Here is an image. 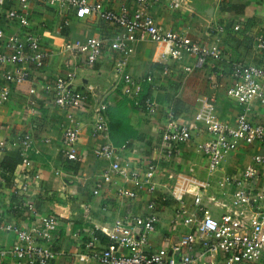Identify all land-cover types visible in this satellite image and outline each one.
<instances>
[{
    "label": "crops",
    "instance_id": "obj_1",
    "mask_svg": "<svg viewBox=\"0 0 264 264\" xmlns=\"http://www.w3.org/2000/svg\"><path fill=\"white\" fill-rule=\"evenodd\" d=\"M87 1L90 4L101 3L105 9L114 11L124 5L132 7L135 3V0ZM0 7L3 15L11 10L25 14L31 29L40 38L42 48L52 53L43 69L28 68L30 76L21 85L6 83L0 70V93L4 88L9 89L7 100L0 106V141L15 143L26 133L33 135L37 153L31 155V161L39 179L32 181L27 197L22 200L31 203L40 215L54 214L58 217L60 225L53 243L56 253L53 264H98L93 258L80 262L79 256L86 253V245L91 243L96 249L104 248L109 243L107 235L111 233L116 218L125 214L145 216L151 202L156 205L158 225L149 240L150 250L178 241L179 233L187 230L181 229L176 222V211L182 205L189 209L197 192L207 199L214 195L212 188L202 187L209 179L207 160L196 149L198 143L209 137L206 134L194 136L180 148L176 159L168 161L161 142L166 114L171 112L176 118L190 122L201 101L207 100L212 102L221 122L235 123L240 107L226 95L229 75L238 64L264 67V50L258 46V40L264 39V0H190L188 7L179 11H171L164 5L151 10L161 31L185 36L207 46L213 44L214 35L220 41V56L213 67L206 65L190 74L184 73L182 68L191 66L193 58L186 57L180 64L170 62L165 60L166 46L150 42L135 44L126 72L133 78L152 77L153 90L149 97L157 111L154 116L133 108L121 96L116 87L118 79L112 73L110 53L105 51L96 65L87 67L79 58L64 51L67 42L90 38L109 40L118 29L98 19H77L72 13L60 16L55 5L39 0H27L24 4L20 0H0ZM2 17L0 29L9 33L18 31ZM219 27L223 28L221 33L217 32ZM165 66L170 68L167 75L162 74ZM8 69L11 70L10 67ZM67 70L75 73L73 86L90 93L88 105L83 109L62 110L53 103L51 85ZM31 88L36 90L33 96L28 92ZM30 98L38 104L35 115L27 111ZM99 99L107 104L109 123L114 117L122 124L128 122L132 131L137 132L127 139L123 134L119 136L120 146L117 147L126 145L121 151L123 163L139 170H144L149 163L157 166L154 193L143 192L136 201L122 203L107 194L92 196L95 182L109 168V161L94 154L102 141L91 136L93 108ZM249 118L255 123H264V105L254 101ZM75 122L81 126L77 149L82 161L66 163L60 153L62 127ZM46 139L48 144L44 143ZM7 153L18 151L9 149L0 156V163ZM257 156L264 157V144L241 145L220 165L214 180L241 174ZM58 170L70 177L73 183L64 185L63 177L54 174ZM20 172L17 167L10 181ZM10 181H4L0 176V212L7 213L5 215L10 222L27 228L30 219L26 213L9 212L15 201ZM116 183L124 184L121 179H116ZM204 202L208 203L207 200ZM208 204L214 216L221 215L222 210L212 202ZM14 242L12 234L0 233V249L10 248ZM122 253L126 251L122 250ZM2 264L17 263L9 258ZM254 264H264V261Z\"/></svg>",
    "mask_w": 264,
    "mask_h": 264
},
{
    "label": "built area",
    "instance_id": "obj_2",
    "mask_svg": "<svg viewBox=\"0 0 264 264\" xmlns=\"http://www.w3.org/2000/svg\"><path fill=\"white\" fill-rule=\"evenodd\" d=\"M26 1L20 0V3ZM39 1L55 5L60 16L72 13L77 19H98L118 29L109 40L90 38L67 42L64 51L79 58L87 67L96 65L105 51L110 53L112 73L118 79L116 87L121 96L133 108L151 116L157 112L155 105L150 97L144 99L142 96L145 86L153 90L152 77L133 78L126 72L135 44L150 42L166 46L165 60L170 62L180 64L186 57L193 58L191 66L182 68L187 74L202 70L205 65L213 67L220 56V41L216 35L212 45H202L188 37L161 31L151 15V10L157 5L179 11L188 7L190 0H135L134 6L124 5L117 11L107 10L101 3L90 4L87 0ZM1 16L18 29L11 33L0 29L2 78L8 84L21 85L30 76L28 68L43 69L52 53L42 48L40 38L31 29L25 14L11 10L3 15L0 7ZM222 31L223 28L219 27L217 32ZM258 46L264 50V39L258 40ZM169 71L170 68L165 66L162 74L167 75ZM74 79L75 73L71 70L55 78L50 94L56 107L71 110L88 105L90 93L76 89ZM229 79L226 95L240 107L233 125L221 122L212 102L207 100L201 101L190 122L176 118L171 112L166 114L161 142L168 161L176 159L180 148L194 136L206 134L209 137L198 143L196 149L207 160L209 179L202 187L212 188L214 195L207 199L197 192L189 209L182 205L176 211V222L187 231L179 233L178 241L150 250L149 240L158 225L156 205L151 202L145 216L125 214L116 218L111 233L107 235V246L96 249L91 243L87 244L86 253L79 256L80 262L89 258L98 264H254L264 261V157H254L252 164L239 175H225L214 180L220 165L241 145L264 144V123H255L249 118L254 101L264 105V67L238 64L232 68ZM28 92L33 96L36 90L31 88ZM8 96L9 89H2L0 106ZM37 108V101L30 98L27 111L35 115ZM107 108L100 99L93 108L91 136L102 141L94 154L109 161V168L95 182L92 196L107 194L120 203L133 202L143 192L154 193L157 166L149 163L144 170H139L123 163L121 151L126 145L116 147L112 144ZM80 134L81 126L77 122L62 127L60 153L66 163L82 161L77 149ZM48 142L44 140L45 144ZM11 148L18 151L21 172L10 181L15 201L9 212L26 213L30 222L27 228L19 226L9 221L7 213L0 212V233L12 234L15 238L10 248L0 249V264L9 258L17 264H53L56 257L53 243L60 225L58 217L54 214L40 215L31 203L22 200L27 197L32 181L39 179L31 161V155L37 153L32 133L24 134L15 143L0 141V156ZM54 174L63 177L64 185L73 183L60 170ZM116 179H121L124 184L118 185ZM20 200L23 201L21 204ZM205 200L222 210L221 215L214 216Z\"/></svg>",
    "mask_w": 264,
    "mask_h": 264
},
{
    "label": "trees",
    "instance_id": "obj_3",
    "mask_svg": "<svg viewBox=\"0 0 264 264\" xmlns=\"http://www.w3.org/2000/svg\"><path fill=\"white\" fill-rule=\"evenodd\" d=\"M149 95H150L149 87L145 86L142 97H144L145 99L149 97ZM109 127H110V137L112 144L116 147L120 146V143L118 142L120 135L123 134L125 139H127L131 137V135L137 134V132L132 131L131 126L129 125L128 122L127 123L124 122L122 124L119 120L118 121L115 120L114 117L110 119ZM20 163H21V159L18 153H7L4 156L2 162L0 163V176L2 177V179L6 182L10 181V178L12 177V175L14 174L16 168L19 166Z\"/></svg>",
    "mask_w": 264,
    "mask_h": 264
}]
</instances>
